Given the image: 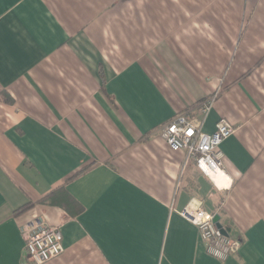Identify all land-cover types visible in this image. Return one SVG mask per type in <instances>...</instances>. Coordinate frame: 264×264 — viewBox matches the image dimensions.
I'll return each mask as SVG.
<instances>
[{"label": "crops", "instance_id": "1", "mask_svg": "<svg viewBox=\"0 0 264 264\" xmlns=\"http://www.w3.org/2000/svg\"><path fill=\"white\" fill-rule=\"evenodd\" d=\"M177 115L234 125L220 178L167 145ZM32 223L63 233L42 264H264V0H0V264H37Z\"/></svg>", "mask_w": 264, "mask_h": 264}, {"label": "built area", "instance_id": "2", "mask_svg": "<svg viewBox=\"0 0 264 264\" xmlns=\"http://www.w3.org/2000/svg\"><path fill=\"white\" fill-rule=\"evenodd\" d=\"M213 100L211 98L201 104L204 113H208ZM234 128L229 120L222 118L217 121L213 132H206L185 115H177L162 127L160 133L173 151H185L186 161L195 159L197 165L206 170V167H223L224 152L220 146L234 132ZM181 214L198 227L206 251L215 259L226 260L240 248V240L226 233L214 220L215 212L204 208L201 201H192ZM23 231L25 250L37 264L46 263L64 251L63 233L57 225L32 223Z\"/></svg>", "mask_w": 264, "mask_h": 264}, {"label": "bare ground", "instance_id": "3", "mask_svg": "<svg viewBox=\"0 0 264 264\" xmlns=\"http://www.w3.org/2000/svg\"><path fill=\"white\" fill-rule=\"evenodd\" d=\"M206 170H208V171H212L211 173H212V175L215 177V179H217L218 177L220 178L221 176H220V174H219V171L221 170V169H217L216 167H210V169H209V167H206ZM213 177V178H214ZM214 179V180H215ZM220 180V179H219ZM218 180V181H219ZM217 181V180H216Z\"/></svg>", "mask_w": 264, "mask_h": 264}, {"label": "trees", "instance_id": "4", "mask_svg": "<svg viewBox=\"0 0 264 264\" xmlns=\"http://www.w3.org/2000/svg\"><path fill=\"white\" fill-rule=\"evenodd\" d=\"M51 199H52L51 197L49 198V196H47L41 202H47V201L50 202L52 201Z\"/></svg>", "mask_w": 264, "mask_h": 264}, {"label": "water", "instance_id": "5", "mask_svg": "<svg viewBox=\"0 0 264 264\" xmlns=\"http://www.w3.org/2000/svg\"><path fill=\"white\" fill-rule=\"evenodd\" d=\"M214 220L218 223L219 226H221V225L219 224V222L217 221V220H218V217H215Z\"/></svg>", "mask_w": 264, "mask_h": 264}]
</instances>
